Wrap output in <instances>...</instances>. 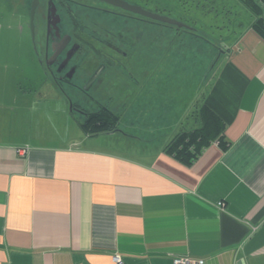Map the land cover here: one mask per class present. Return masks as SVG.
Here are the masks:
<instances>
[{
	"label": "crops",
	"instance_id": "obj_1",
	"mask_svg": "<svg viewBox=\"0 0 264 264\" xmlns=\"http://www.w3.org/2000/svg\"><path fill=\"white\" fill-rule=\"evenodd\" d=\"M223 7L194 27L209 68L156 62L140 92L101 100L114 131H85L0 58V264H264V37L241 0ZM202 108L222 141L188 162L166 147Z\"/></svg>",
	"mask_w": 264,
	"mask_h": 264
},
{
	"label": "flooded vegetation",
	"instance_id": "obj_2",
	"mask_svg": "<svg viewBox=\"0 0 264 264\" xmlns=\"http://www.w3.org/2000/svg\"><path fill=\"white\" fill-rule=\"evenodd\" d=\"M32 1L26 9L29 26ZM157 23L165 25L106 0H39L30 31L37 63L48 81L78 110L92 114L110 108L100 98L102 84L115 77L114 69H125V75L134 77L129 64L140 53L137 30L152 29ZM95 104L96 109H88Z\"/></svg>",
	"mask_w": 264,
	"mask_h": 264
},
{
	"label": "rangeland",
	"instance_id": "obj_3",
	"mask_svg": "<svg viewBox=\"0 0 264 264\" xmlns=\"http://www.w3.org/2000/svg\"><path fill=\"white\" fill-rule=\"evenodd\" d=\"M8 1V4H13L14 6L11 14L0 12V58L4 60H8L9 58L10 62L14 64L12 67L13 77L23 81V84L27 88H38V91L41 89V93L45 99L53 95V90L55 89L58 93H61L58 87L52 84V81H48L46 74L42 72V69L37 63V55L33 48L28 14L24 12L30 0H21L22 5L19 4L20 0ZM131 1H138L139 6H144L148 11L160 13L183 22L189 29L186 28L187 30H181V33L178 34L180 31L175 27L158 23L152 29L143 27L138 28L137 38L139 39L140 53L139 55L137 54L138 56L135 55L136 62H134V64H129V69L132 71L135 79L130 75H125L123 73L127 71L125 69L122 70L123 72L119 69H114L113 71L116 74L112 81L109 82L106 80V82L102 84L103 93L100 100L106 99V96L109 97L110 95L116 98H123L126 96H133L132 94L140 92L141 86L148 77L150 69L156 62L161 64L165 61L176 62L178 60H186L188 65H194V63L204 59V66L209 68L218 56V52L214 47L215 43H212L210 39H207L209 44L203 42L198 37L202 34L200 32L201 30L199 31L194 27L199 26L201 28L202 23H210L212 17L217 13L222 16L224 15L223 20L226 21V16L228 14L226 11L228 9L226 10L223 7L224 5L229 8L232 7L231 9H233L234 12L236 9L234 7L236 0ZM213 10L215 13H213ZM213 36L215 37L216 35L214 34ZM21 53L25 55H21ZM2 59L0 63L3 64L6 61ZM203 62L200 63L203 64ZM31 80L34 82H31ZM191 88L192 85L189 84V93H191ZM98 93L101 94L100 91ZM61 94L64 95L63 93ZM93 106L94 105L88 107V109L91 110ZM69 109H72V102L70 100ZM204 121L205 119L202 121V119L194 117L187 119V127H189L187 131L200 129L205 124Z\"/></svg>",
	"mask_w": 264,
	"mask_h": 264
},
{
	"label": "trees",
	"instance_id": "obj_4",
	"mask_svg": "<svg viewBox=\"0 0 264 264\" xmlns=\"http://www.w3.org/2000/svg\"><path fill=\"white\" fill-rule=\"evenodd\" d=\"M241 1L255 15L253 27L264 37V0ZM165 26L175 27L178 31L187 30L183 27L178 28L168 24H165ZM72 106L74 111H78L84 115L81 126L85 131L96 134L101 131H114L117 129L118 116L107 106L100 108L92 114L85 113L83 109L82 111L78 110L73 104ZM202 110H204L205 124L200 129L179 132L166 147L167 150L188 162L193 161L206 148L209 142L215 139L216 143H221L222 141V137L218 135L222 132L220 122L216 117L214 118V122H211L207 109L202 108Z\"/></svg>",
	"mask_w": 264,
	"mask_h": 264
},
{
	"label": "water",
	"instance_id": "obj_5",
	"mask_svg": "<svg viewBox=\"0 0 264 264\" xmlns=\"http://www.w3.org/2000/svg\"><path fill=\"white\" fill-rule=\"evenodd\" d=\"M38 1L39 0H33L32 1V7H31V18H30V26H31V29L32 31H34V20H35V10H36V7L38 5ZM116 6H119V7H122L126 10H129L133 13H136V14H139V15H142V16H145L151 20H154L156 22H159V23H163V24H168V25H173V26H176L178 28H187L189 29V27H187L186 24H184L183 22H180L178 20H175L173 18H170L166 15H163V14H160V13H156V12H151V11H148L146 10L145 8H143L142 6H139V5H133V4H130L124 0H106ZM73 107V106H72Z\"/></svg>",
	"mask_w": 264,
	"mask_h": 264
},
{
	"label": "built area",
	"instance_id": "obj_6",
	"mask_svg": "<svg viewBox=\"0 0 264 264\" xmlns=\"http://www.w3.org/2000/svg\"><path fill=\"white\" fill-rule=\"evenodd\" d=\"M113 259H114V262L116 264H122V258L120 256L117 255ZM174 263L175 264H202L203 261L192 262L189 259H180V258H178V259H175V262Z\"/></svg>",
	"mask_w": 264,
	"mask_h": 264
}]
</instances>
